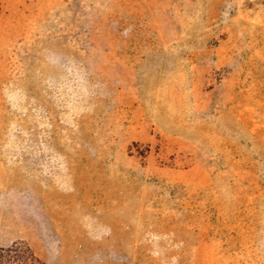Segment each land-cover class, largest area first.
Returning <instances> with one entry per match:
<instances>
[{"label":"rangeland","instance_id":"1","mask_svg":"<svg viewBox=\"0 0 264 264\" xmlns=\"http://www.w3.org/2000/svg\"><path fill=\"white\" fill-rule=\"evenodd\" d=\"M47 264H264V0H0V247Z\"/></svg>","mask_w":264,"mask_h":264},{"label":"trees","instance_id":"2","mask_svg":"<svg viewBox=\"0 0 264 264\" xmlns=\"http://www.w3.org/2000/svg\"><path fill=\"white\" fill-rule=\"evenodd\" d=\"M0 264H47L26 244L0 247Z\"/></svg>","mask_w":264,"mask_h":264}]
</instances>
